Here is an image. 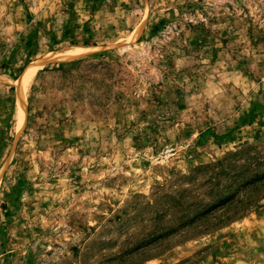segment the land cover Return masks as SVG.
Masks as SVG:
<instances>
[{"label": "rangeland", "instance_id": "obj_1", "mask_svg": "<svg viewBox=\"0 0 264 264\" xmlns=\"http://www.w3.org/2000/svg\"><path fill=\"white\" fill-rule=\"evenodd\" d=\"M0 264H264V0H0Z\"/></svg>", "mask_w": 264, "mask_h": 264}, {"label": "bare ground", "instance_id": "obj_2", "mask_svg": "<svg viewBox=\"0 0 264 264\" xmlns=\"http://www.w3.org/2000/svg\"><path fill=\"white\" fill-rule=\"evenodd\" d=\"M33 69H35V68H33ZM29 73V72H28ZM26 78V77H25Z\"/></svg>", "mask_w": 264, "mask_h": 264}]
</instances>
